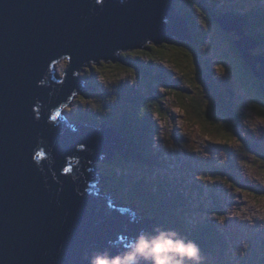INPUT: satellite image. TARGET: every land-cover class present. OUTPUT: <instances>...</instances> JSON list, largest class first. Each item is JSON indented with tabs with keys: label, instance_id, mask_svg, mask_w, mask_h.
I'll list each match as a JSON object with an SVG mask.
<instances>
[{
	"label": "water",
	"instance_id": "water-1",
	"mask_svg": "<svg viewBox=\"0 0 264 264\" xmlns=\"http://www.w3.org/2000/svg\"><path fill=\"white\" fill-rule=\"evenodd\" d=\"M176 7V0H0V264H149L135 252L148 221L95 194L94 177L102 176L93 162L124 141L105 127L75 132L59 117L82 90L76 73L86 63L115 62L146 42L188 41L189 22ZM216 23L240 37L235 49L264 80V55L253 54L260 42L236 18Z\"/></svg>",
	"mask_w": 264,
	"mask_h": 264
},
{
	"label": "trees",
	"instance_id": "trees-1",
	"mask_svg": "<svg viewBox=\"0 0 264 264\" xmlns=\"http://www.w3.org/2000/svg\"><path fill=\"white\" fill-rule=\"evenodd\" d=\"M176 1L177 11L189 22L191 38L184 42L178 39H168L165 44L163 43L161 45H154L146 42L143 43L140 48L133 51L120 52L115 62H101L93 66H91L90 63H86L76 75L78 77L82 75V79H90V83L88 84L90 92L82 94L83 91H80V95L83 96V101L80 102H85L84 104L88 103L90 107L88 109L81 107L76 111L73 118H70L74 123L78 122L79 127L87 124V127L93 130L101 129L102 127L115 130L116 134L114 135H116V138L124 141V144L119 150L114 149L112 153L109 152L108 154L100 156L99 161L96 160L93 162L92 166L95 170L99 169L104 181V187L107 189L106 192L112 193L123 202H128L137 214L142 215V220L146 219L148 221L149 231H151L154 236H160L158 233L162 231V233L168 235L167 238L171 239L174 244H194L198 248L199 260L206 255L212 256L217 251L227 258L229 244L234 245L231 240H227L226 238L230 233H228L226 229H222V233V231L217 228L216 223L203 224L200 222L197 223L195 220L191 219L197 213L194 206L197 201L194 196L196 194L200 198L198 193L205 187V181L202 182V185L194 184V186H190L192 188L191 194L181 191V188H178L177 185L179 176L185 180L186 183H188V178L186 176H192V178L196 177L197 181H199L200 175L198 171L204 174L207 172L208 174L212 166H215V163H217L216 160L214 162L194 160V162L192 160L193 158L189 159L191 158L189 156L184 164L183 162L174 161L173 165H170L167 161L168 170H170V172L169 176H165L162 162L165 163L166 158L163 157L162 152L156 147V144L160 141L161 135L159 134L160 125L155 117L158 115V117L161 118L162 116L161 119L164 121V118L168 120V116L171 117L172 115L169 114L171 113L169 107L164 106L166 96L161 95L162 93L159 87L165 89L166 95L172 94L177 97L179 104H182V106L185 105L186 107L189 103L191 107L194 106L195 108L193 109L188 108L187 113L188 115H192H189L190 118L198 125H202L205 128V125L197 118V115H201V112L199 113L196 110L199 109V104L196 99L192 100L195 97L192 92L189 91V89L186 91L185 85H183L184 88L182 90L175 92L176 94L170 89L171 85H174L176 81L173 80L172 83H170L171 77L168 76L169 68L166 63L173 59L172 62H179L181 65L186 75L185 78L188 79L190 77L192 79V76L195 75L199 81L206 82L205 77L208 78L212 76L210 71L213 66L208 64V66L201 68L200 59L204 58V55L206 56L209 50L207 42H215V38L218 36L216 37V35H210L209 32L199 30L198 24L203 26V23L196 15V10L199 11L196 7L200 10L201 8L203 9L201 10L202 19L208 29L210 28L207 21L212 22V18H215V21L216 18H219L225 22L230 20L229 17L236 18L244 25L246 33L254 40L260 42V45L264 48V6L261 5L262 0H258L260 6L250 11L247 6L243 7V9L236 6L234 7L235 9H233L234 5L230 7L226 6L225 9H218L219 3H217L216 0H214L212 8L208 6L207 0ZM227 1L232 2V0ZM221 3H223V0H221ZM228 8L232 10L228 11ZM191 10H195V14L193 12L191 13ZM224 10H226V12H224ZM212 23L214 24H212L214 29L222 33L228 41L226 45L227 48L236 53L239 62L237 66L239 67L235 68L238 74L241 75L242 78H248L249 81L258 82V85L254 83L258 102H260L258 114L264 117V84L259 83V80L255 79L244 64L234 47L233 42L235 39H231V35L225 33L218 23L214 21ZM211 36L214 37V39L211 40ZM177 42L182 43L181 48L184 49L182 54L183 57L177 55L176 58L172 56L171 58H167L168 55H166L165 51ZM227 48H225L226 53L224 54L226 58L221 57L223 61H227V55L230 53V50ZM261 55H264V51L261 52ZM160 63L163 64L164 67H158L157 64ZM69 64L70 63H68V66ZM106 69L113 70L111 73L112 77L105 74L104 70ZM129 77L135 79L136 86L133 85L134 87H131L133 81L130 83ZM101 80L104 82L106 80L114 82L118 84L119 88L124 89V94L122 90L118 89L119 93L114 96L116 100H123V103L126 105L125 107L123 106V108L118 111L113 106V111L112 108L107 110L102 107L101 104L105 103H100V101H98L99 91H102ZM215 86L211 85L213 89ZM95 94H97L98 97L94 102L92 99ZM181 101L185 103H181ZM194 103L196 105H194ZM105 105L109 106L107 104ZM223 107L218 101L217 104H212L211 109L208 111L212 118L208 116L209 114H203L202 116L212 124L211 127L215 130L214 134H218L219 136L223 135L224 139L230 140V138L226 136L229 130L227 129V134H225L223 132V127L219 125V119L222 118L227 120L225 116L227 110L224 104ZM108 111L111 112V115H103V120H100L99 112L105 114ZM212 111L215 114H212ZM163 113L164 115H162ZM105 117L110 119H106ZM214 117L216 119H214ZM166 126L168 127V125ZM168 136L169 139H171L169 134ZM201 146L203 145L190 146V155L195 154L191 148H199ZM220 146L225 148V145L220 144ZM203 147L204 157L209 156L210 152L206 150L205 146ZM216 156L218 155L216 154L215 158ZM207 164L210 166L209 168L205 167ZM187 166H189V175L186 171ZM131 167H134L135 170ZM193 167L195 168L194 171ZM158 168H162L161 173L156 171ZM218 170L225 172L227 170V165L224 164L222 167H218ZM206 182L208 181L206 180ZM120 191H122L121 194ZM210 195L213 197V194ZM213 203L216 204L215 202ZM221 210L223 209L220 204H218L215 213ZM153 217H158L159 220ZM186 219L190 220V222H187ZM181 234L184 235V238L178 239ZM154 243L155 242L151 241L150 245ZM179 257L181 260L179 264H193L195 261L180 255ZM217 257L220 258L219 256ZM149 258L151 260L149 264H152V257L150 256ZM245 259H247V257L243 260ZM257 259L258 257L256 261H258Z\"/></svg>",
	"mask_w": 264,
	"mask_h": 264
},
{
	"label": "rangeland",
	"instance_id": "rangeland-1",
	"mask_svg": "<svg viewBox=\"0 0 264 264\" xmlns=\"http://www.w3.org/2000/svg\"><path fill=\"white\" fill-rule=\"evenodd\" d=\"M216 1L219 3L218 9H225L226 6L230 7L232 5H234L233 9H235L234 7L236 6L241 8L245 6L248 8L260 6L258 0H232V2L223 0V3H221V0ZM207 4L212 8L214 0H207ZM261 5L264 6V0H262ZM196 9L199 10H196V15L203 23V26H201L197 22L199 30L209 32L210 35H216V37L218 36L215 38V42H207L209 50L206 56L204 55V58L200 59L201 68L208 66V64L213 66L211 71L209 70L212 76L208 78L205 77L206 82L199 81L195 75L192 76V79L190 77L187 79L185 78L186 75L179 62H172V59L170 62L167 61L166 65L169 68L167 69L170 73H168V76L171 77L170 83H172L173 80L176 81L174 85H171L170 89L175 93L182 90L184 88L183 85H185L186 91L189 89V91L192 92L195 96L192 100L196 99L199 104V109L196 110L199 113L201 112V115H197V118L205 125L206 129L191 119L190 116L192 115H188L187 109H193L195 108L194 106L191 107L190 103L186 107L185 105L182 106V104H179L177 97L172 94L166 95L165 89L159 87L162 93L161 95L166 96L164 106L169 107L171 112L169 114L172 116H168V120L164 118V121L161 119L162 116L161 118L158 117V115L155 117L159 122V134L161 135L160 141H158L156 147L162 152L163 157L167 159L170 165H173L174 161L183 162L184 164L189 156L191 157L189 159L193 158V161L214 162L216 160L217 162L215 166H212L208 174L207 172L204 174L198 171L200 175L199 181H197L196 177L192 178V176H186L188 178V183L185 181V186H194V184L202 185V182L205 181V187L198 193L200 198L196 194L194 196L197 201L194 205L197 213L191 219L195 220L197 223L200 222L203 224L216 223L217 228L221 230L222 233V229H226L227 232L230 233L226 238L227 240H231L234 245L229 244L227 258L217 251L212 256L206 255L200 258L199 261L195 260L193 264H242V262L243 264H264V119L262 115L258 114L260 102H258V96L254 89L256 83L254 81H249L248 78H242V76L238 74V71H236V68L233 66L234 58L231 53L227 55V61H223L221 57L226 58L224 54L226 53L225 48H227L226 45L228 41L222 33L214 29V24L210 21H207L210 28L208 29L202 19L201 10L203 9L201 8L200 10L198 7H196ZM230 10L232 9L228 8V11ZM194 11L191 10L190 12L195 14ZM224 12H226V10H224ZM212 39H214V37H212L211 40ZM238 39L239 38L235 39V41ZM181 44L182 43L177 42L171 48H168V50L165 51L166 55H168L167 58H171V56L176 58L177 55L183 57L182 54L184 49L181 48ZM227 49L230 50L229 48ZM263 51V46L259 45L258 49L254 52L255 54H261ZM68 63L69 61L65 59L57 66L56 69L60 77L63 76L67 69ZM90 65L93 66L94 64L90 63ZM157 66L164 67L161 63L157 64ZM104 71L105 74L112 77L111 73L113 70L106 69ZM79 78L82 80V75ZM129 80L130 83L133 81L131 87L136 86V81L133 77H129ZM83 81L86 83L84 86L88 88L90 79L85 78ZM101 82L102 91H99L98 101L109 105L106 106L105 104H101L102 107L108 110L113 106L117 111L122 109L123 106L125 107L126 105L123 103V100H116L114 96L119 93L118 89L122 90L124 94V89L119 88L118 84L114 82L107 80L105 82L101 80ZM211 85L216 86L213 89ZM228 90L236 95V99H230L231 94ZM88 92L90 91L84 90L82 94ZM93 97L92 101L95 102L98 95L95 94ZM82 98L83 96L79 94L66 110L69 118H73L76 111L81 107L86 109L90 107L88 103H81L83 101ZM218 101L227 102L226 107L228 113H226L227 115L225 114L227 120L222 118L219 119V125L223 127V132L225 134H227V129L229 130L226 136L230 138V140L224 139L223 135L219 136L218 134H214L215 130L211 127L212 124L202 116L203 114L208 115V111L211 109L212 104H217ZM181 103L185 102L181 101ZM194 105L196 104L194 103ZM99 113L100 120H103V115H111L110 111L105 114L102 112ZM212 114L215 113L212 111ZM162 115H164V113ZM208 116L212 118L210 114ZM105 118L110 119L107 117ZM214 119L216 118L214 117ZM76 124L79 125L78 122H76L75 125ZM84 125L87 126V124ZM166 125H168V127ZM168 134L171 139H169ZM220 144L225 145V148H222ZM193 145L205 146L206 150L210 152L209 156L204 157L203 146L191 148L195 154L190 155V146L192 147ZM216 154L219 157L216 156L215 158ZM224 164L227 165V170L225 172L218 170V167H222ZM205 167L209 168L210 166L207 164ZM131 168L134 169V167ZM161 169L162 168H158L156 171L161 173ZM194 170L195 168L193 167V171ZM96 172L101 175L99 169H97ZM169 172L167 170L164 171L165 176H167ZM179 179H181L180 176ZM206 180L208 182H206ZM103 182L104 181L101 180L99 186H96L100 188L99 191L102 190L104 195L110 194L108 192L106 193L107 189L104 187ZM185 189H187V187H185ZM210 194H213V197ZM218 204H220L223 210L215 213ZM186 220L190 222V220ZM158 235L160 236H154V234L148 230L141 239L149 245L151 241L155 243H162L164 241L172 242L171 239L167 238L168 235L162 233V231H160ZM183 238V234L178 237V239ZM140 240L137 241L136 245ZM221 246L224 247L223 245ZM164 256L170 261V264L181 263L179 254L169 252L164 254ZM143 257L150 263L151 260L148 253H145ZM245 257H247V259L243 260ZM257 257L258 261H256Z\"/></svg>",
	"mask_w": 264,
	"mask_h": 264
},
{
	"label": "clouds",
	"instance_id": "clouds-1",
	"mask_svg": "<svg viewBox=\"0 0 264 264\" xmlns=\"http://www.w3.org/2000/svg\"><path fill=\"white\" fill-rule=\"evenodd\" d=\"M63 115L65 119H70L67 116L66 111ZM135 252L142 256L145 255V253H148V255L152 257V264H170V261L164 256V254L169 252H174L182 257H187L192 260H199L198 248L191 243L184 245L183 243L173 244V242L164 241L162 243L157 242L149 245L143 239H141L135 247ZM133 259V256H127L128 261H132ZM114 264H121V261L117 259L115 260Z\"/></svg>",
	"mask_w": 264,
	"mask_h": 264
},
{
	"label": "bare ground",
	"instance_id": "bare-ground-1",
	"mask_svg": "<svg viewBox=\"0 0 264 264\" xmlns=\"http://www.w3.org/2000/svg\"><path fill=\"white\" fill-rule=\"evenodd\" d=\"M69 120H70V124L73 125V121L71 120V118ZM162 163H163V166H162L163 170L164 171L167 170L169 172L168 165H167V159H166L165 163L164 162H162ZM188 168H189V166H187L186 171H187V174H190V173H188ZM167 176H169V174ZM177 185H178V188H181L180 189L181 191H183V192L185 191V193H187V194L192 192V188L190 186H185V180H183L182 178L179 179V181L177 182ZM185 187H187V189H185Z\"/></svg>",
	"mask_w": 264,
	"mask_h": 264
},
{
	"label": "flooded vegetation",
	"instance_id": "flooded-vegetation-1",
	"mask_svg": "<svg viewBox=\"0 0 264 264\" xmlns=\"http://www.w3.org/2000/svg\"><path fill=\"white\" fill-rule=\"evenodd\" d=\"M229 35H231V39H237L238 38V36L235 34V32H231V33H229ZM230 53L233 55V58H234V64L237 66L238 64H239V62H238V59H237V55H236V53L234 52V51H232L231 49H230ZM255 55H258V54H255ZM237 67H239V66H237ZM259 83H262V84H264V81H259ZM257 85H258V82L256 83ZM234 99H236V95L234 96ZM224 104V103H223ZM223 104H222V106H223ZM225 105V104H224ZM224 108V107H223ZM225 108H226V110H227V107H226V105H225Z\"/></svg>",
	"mask_w": 264,
	"mask_h": 264
},
{
	"label": "snow or ice",
	"instance_id": "snow-or-ice-1",
	"mask_svg": "<svg viewBox=\"0 0 264 264\" xmlns=\"http://www.w3.org/2000/svg\"><path fill=\"white\" fill-rule=\"evenodd\" d=\"M97 2H99V0H97Z\"/></svg>",
	"mask_w": 264,
	"mask_h": 264
}]
</instances>
